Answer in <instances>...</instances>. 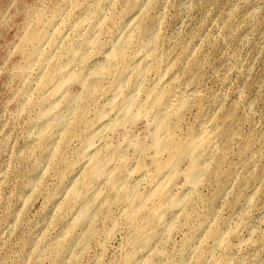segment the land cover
<instances>
[{"label":"rangeland","instance_id":"374dc122","mask_svg":"<svg viewBox=\"0 0 264 264\" xmlns=\"http://www.w3.org/2000/svg\"><path fill=\"white\" fill-rule=\"evenodd\" d=\"M100 1H102L101 4ZM161 1L158 5H154L155 18L157 19L155 22L157 46L150 56L152 61L147 62L146 69H148L136 81L139 84L136 95L143 98L145 89L156 87L154 85L156 82L155 72H152L154 59L163 54L168 58V62L173 63L176 61L181 45L189 42L191 35L196 33L199 37L195 44L196 53L199 52L200 62L206 74H204L205 78L200 87L203 91L202 95H207L211 91L217 94L220 92L219 95L222 96L225 106L232 102L240 105V108L238 107L239 115L243 114L244 110L245 112L249 110L245 115L249 118H246L248 120L244 122V116L240 131L244 132H241L242 134L252 132L256 136L255 146L262 145L261 147H263L264 0ZM130 2V0H0V264H125V260H123L125 253L127 254L133 247L134 228L124 217L123 213L127 208L124 202L116 204L113 202L110 205L111 208L108 209L102 207L101 203L99 206L98 200H92L95 202L93 204L91 202L90 209L94 213V218L97 217L96 220L94 219L95 221H92L93 224L95 222L97 229L96 233L93 231L95 235L92 236L88 230L89 227L94 226L92 223L82 227L76 226L75 222H72L76 217V210L81 204L80 201L70 204L73 208L76 206L74 210L64 201L69 195L68 188L71 182L83 170L84 161L76 163V157L85 152L84 140L87 137L90 138L96 129V126L92 125L90 129L86 130L88 124L93 121L96 111L100 112L103 105L112 103V100L116 99V96H112L114 94L110 88V81L108 78L101 81L102 90L100 87V91L88 104L84 120L72 127L79 103L76 104L77 106L75 103L67 104L65 100L59 98V95L53 94L52 97L51 93H48L49 86L38 84V79L43 71L49 69L51 65L53 67L55 61L53 59L49 61L48 67L45 62L38 64L41 59L26 64L18 50L23 39L33 33L35 38L25 43L24 49L26 51L34 49L35 53L40 52L42 55H46L44 58L57 50L64 53L72 40L81 50L79 52L85 51L79 47L80 45L78 46V41L85 39L88 31V25H84L82 20L92 21L97 10L104 18H108L105 25V28H108V33L111 32L112 37L118 38L122 30L129 25L128 22L134 17L133 14L136 13L133 11V14L131 13L130 17L125 19L118 18V15L126 9ZM53 10H56L59 15L55 20L51 19ZM37 17L39 19H36ZM57 27H60L59 32L62 38L58 37L59 40H55L52 45L49 35H53V31ZM224 27L233 29L231 31L228 28L226 31ZM100 32L94 38L100 40L99 46L92 45L96 51L90 46L89 52L86 47V52L88 51L87 60H84L86 62L81 64L80 56H76L75 61L73 60L69 65L71 70L78 72L83 65L89 67L94 63L102 62L108 54L111 37L106 34L107 31L103 30L99 35ZM224 34L228 35V38ZM89 37H93L92 33ZM101 46L105 47L101 48ZM126 54L134 56V51L127 50ZM235 56L238 62L234 61ZM61 58L62 61L66 60L63 56ZM235 62L237 66L234 67ZM135 64L134 62L131 66ZM166 64L170 65L167 62ZM149 65L151 67H148ZM71 66L78 67L72 68ZM150 68L151 70H149ZM215 70L220 73L216 75L217 71ZM225 72L231 81L223 84L219 77ZM131 75L132 73L118 78L116 83L122 84L125 78L124 88L130 87V84L126 82ZM164 76V80H169L172 72H167ZM76 85L73 84L71 87L68 85L66 91L78 92L80 88ZM47 94L50 97L46 98ZM27 96L32 98L31 101L37 98L38 103H40L39 99L46 98V103L52 102L53 106L57 108L54 109L60 113V117L68 110L71 111L69 115L73 113L68 117V125L65 124L63 128L61 127L63 130L60 128L59 132L54 133L53 140L49 139L46 142L42 137L43 132L50 128L48 122L52 116L46 114L42 116L39 113L40 110L37 109L40 104L35 100L32 103L31 101L27 103ZM112 116H114V112H109L108 117ZM189 117L187 116L181 125L191 124L193 119L191 116ZM140 120L131 127L119 126L115 132H111L110 129L109 131L103 130L102 136L94 138V140L96 139L94 145L97 144L96 146L101 148L104 141L112 144L120 143L121 135L124 133L130 135L129 139L132 142L146 143L148 141L147 126L145 120ZM237 140L240 139L237 138ZM238 144L239 141L233 145L229 152L233 161L237 157L238 146H235ZM96 146L95 148L98 149ZM128 147L127 153L130 156H136L132 157L131 162L129 161L128 168H134L136 159L140 158L143 159H139L143 168L147 170L143 169L146 171L145 173L132 172L127 183L131 186L137 182L140 186L139 191L145 192L151 188L150 184H146V182L148 183L146 174L152 173L154 170L149 159L151 150L138 157L135 153L132 154L133 150L132 152L130 150L132 146ZM162 156L160 159L165 160V154ZM260 158L253 164V172L256 170L257 177L251 178L252 181L249 179L245 188L242 187L240 190L238 188L240 174L235 173L231 177H234L232 181L230 179L217 199L213 194L216 189L213 180L209 182L210 184H198L199 187L196 186L198 190L188 193L183 189V186L181 187L183 180L180 177L174 192L177 195L188 194H186L188 200L186 201L187 208H185L187 214L184 209H168L165 212L166 221L173 224L170 228L171 231L165 230V233L159 230L157 238L151 240V247L149 245L137 249L133 262L130 264H264V154ZM226 167L224 165L223 169ZM207 184L208 186H206ZM100 186L98 187L102 188L101 191L103 190L104 194L110 195L106 192L108 191L107 185L100 184ZM190 195L191 197H188ZM237 196L239 197L237 198ZM213 200L216 201L213 202ZM179 212L182 213L179 214ZM111 213L113 215H110ZM101 214L104 217L112 216L113 218L111 217V220L108 217L103 218ZM141 214L145 216L146 212ZM184 214L185 216L190 215L188 219L187 216L183 217ZM240 214H243L241 217L243 225L240 227L239 235L234 233L227 235V241L225 240L223 244L213 242L210 237L213 230L218 227L221 231L230 233ZM113 220L116 222L114 223ZM127 223H130V226ZM158 238L160 239L157 240ZM128 240L131 241L130 244Z\"/></svg>","mask_w":264,"mask_h":264},{"label":"bare ground","instance_id":"6f19581e","mask_svg":"<svg viewBox=\"0 0 264 264\" xmlns=\"http://www.w3.org/2000/svg\"><path fill=\"white\" fill-rule=\"evenodd\" d=\"M130 1L131 2L126 7V9L118 15V18L125 19L127 17H130L131 13L133 14V11H136V13L133 14L134 17L129 20V25L125 27L124 30H122L121 35H119L118 38L114 36L112 37L111 32L108 33V28H105L108 18H104L97 10L92 21L86 19L82 20V22L85 23H83L84 25H88V31L85 39H81L78 41V46L80 45L79 47H81V49H84L85 51L79 52L80 49L77 47V44H75V41L72 40L68 47L65 49L64 53L57 50L55 51V53H51L48 57L44 58L46 55H42L40 52L35 53L34 49L31 51H26L24 49V44L35 38V35L33 33L28 34L26 38L23 39L22 45L18 50V52L22 56V59L24 60V63L26 64H31L36 62L38 59H41L38 61V64H41V62H45L46 66L48 67L49 61H51L52 59L55 61L53 67H51V65V68L49 67V69L43 71L38 79V84L46 87L49 86L50 90L48 93H51L52 97L54 95H59V98L65 100L67 104L75 103V106H77L76 104L79 103L78 108L75 107L77 109V114L72 127L78 122L80 123L84 120L88 110V104H90V102L93 100L94 95L100 91V87L102 90L101 81L105 78L109 79L111 84L110 88L112 89V94L114 95H112L111 93L110 94L114 97L116 96V99H113L112 103L109 102L110 104L107 103L108 105H103L100 112L97 113L96 111L93 121L88 124L86 130L90 129L92 125L96 126V129L94 130L93 135L90 138L87 137L84 140L85 152L79 154L76 157V163L77 161H84V165L82 166L83 170L71 182L70 187L68 188L70 190L69 195H67L68 197L64 201H66V203L69 205L72 203L75 204L76 202H78V200L80 201L81 204L79 208H77V213L75 214L76 217L72 222H75L74 225L82 227L89 223L93 224L92 221H95L97 218L96 216L94 218V213L90 209L92 200H98L99 206L101 203L102 207L108 209L111 208L110 205L113 202H115L114 204H116L117 202H124V204L127 206V208L125 206L126 209L123 213L124 217L131 223V225H133L134 228V237L132 239L133 247H131L132 251L129 250L127 254L125 253V257L123 259L125 260V264H130L133 262L137 249H141V247L145 248L149 245L151 247V240H153V238H157L156 236H158V234L160 233L159 230H162L164 232L165 230L171 231L170 228H172L173 224L171 225V223H168L166 221L167 218L165 212H167L168 209H184V212L187 214V209L185 208H187L186 201L188 199L186 196L188 194L185 193L184 195H177L174 192L177 185V180H179L180 177H182L183 180L181 187L183 186V189L188 193H192L198 190L196 189V186H198V184H210L209 182L213 180L216 186L215 192L213 194L217 199L218 195L226 188L227 183L230 181V179L232 181L234 177H231L235 173L240 174L238 179V188H240V190L245 186L249 179V181H252L251 178L256 176V170L255 172H253V164L254 162H257L259 159H261L260 157L264 154V146H255L254 142L256 141V136L252 132H245V134H242L244 132L240 131V126L243 125L242 122L244 120V116L249 110H247L246 112L244 110V113L239 115L240 113H238V109L240 108V105L238 106L236 102H232L230 103V105L225 106L222 102V96L219 95L220 92L217 94L214 91H211L207 95H202L203 93L201 92L203 91H201L200 87L202 86L203 79L205 78V71L203 65H201L200 62L201 60L198 54L199 52L196 53L197 48H195V44L197 42V38H199L196 33L191 35L189 42L181 45L180 52H178L179 54L177 53L178 55L176 61H174L173 63L168 62V58L163 54H160L159 57L154 59L152 72H155L154 74L156 76V82L154 81V85H156V87L145 89V91L143 92V98H140V96L138 97L136 95L137 88L139 87V84L136 83V81L137 79H140L142 73L148 69H146L147 62L152 59L150 58V56H152L151 54L155 51L157 46V30L155 29V22L157 21V19L155 18L154 11L155 6L158 5L161 0ZM101 2L102 1H100V4ZM58 17V12L56 10H53L51 12V19L55 20ZM36 19H39V17H37ZM230 27H232V25ZM225 28L226 31H228L229 27H224V30ZM59 29L60 27L55 28V30L53 31L54 34L49 35L52 39V45L54 44L55 40L58 39V37L59 39L62 38V36H60L61 33L59 32ZM102 29L104 30V32L107 31L106 34L111 37L108 54L104 57L102 62L94 63L89 67H84L83 65L78 72H75L73 69L71 70L69 68V65L74 59H76V56H80V63L84 64L86 62L84 61L87 57L86 55L88 54V51L90 52L91 50H89L90 46H99L100 40L94 38L96 37V34H98ZM229 29L232 31L233 28ZM97 31L99 32L96 33ZM101 32L99 35L102 34ZM230 32L229 34H232ZM91 33L93 36L92 38L89 37ZM227 36L225 35V37ZM86 47H88L87 52ZM92 47L94 48V46ZM104 47L101 46V48ZM127 50H133L134 56L127 55ZM62 56L65 57L66 60L62 61ZM190 56H192L191 59ZM236 56L235 60L233 59L234 61H236L237 59ZM170 61L172 60L170 59ZM134 62L136 64L134 66H131ZM166 62L170 65L166 64ZM236 62L235 64H233L234 67L235 65L237 66ZM71 67L76 68L78 66ZM148 67L151 66L149 65ZM234 67L233 70H235ZM149 70H151V68ZM167 72H172V76L169 80H164L163 76ZM131 73L132 75L129 76L126 82L130 84V87H127L125 84L126 88H124V82L126 80L125 78L122 84L116 83L118 78L124 77L125 75H129ZM219 73L220 72L217 71L216 75ZM221 76L219 78L220 80L222 79L223 84L229 81V77L227 76L226 72ZM70 84H77L80 90L78 92L75 91L76 93L67 92L66 87L68 85L69 87H71L72 85L70 86ZM45 96L46 98L47 96L50 97L49 94ZM31 97L33 96L31 95ZM31 99L32 98H30V96H27L26 102H30ZM45 99H39L40 103H38V101H36V98L33 99L31 103L35 100L38 104H40L38 105L39 108L37 109L40 110L39 113H41L42 116H44L45 114L52 116L51 120H49L48 122L50 128L47 131L43 132L42 135V137L47 142L49 141V139L51 141L53 135L55 136L56 134L55 132H57L61 127L63 128V126L67 124L68 117H70L73 113L69 115V112L71 111L68 110L60 117V113L55 110L57 108L53 106L52 102L46 103ZM69 106L71 107V105ZM69 106L68 108L70 109ZM192 111H194V113H192ZM109 112H114V116L109 118ZM187 116L188 118H190L189 116L192 117V123H189V125L187 126L181 125L182 122L185 121V118ZM246 118H249V116H245L244 122L248 120ZM140 119L145 120L147 126V128H145L146 130H148V141L146 143L141 141L132 142L129 139L130 135L124 133L122 135L120 134L122 138L120 140V143L118 142L117 144H112L111 142L108 143L104 141L103 146L101 148L99 146L100 149L96 146L97 144L94 145V141L96 140H94V138L99 137V135H101V132H104L103 130L109 131L110 129L112 130L111 132H115L117 128L119 129V126L131 127L135 125ZM62 128L61 130H63ZM237 138H239L240 140H237ZM238 141L239 144L235 146H238L236 155L237 157L236 160L233 161L230 158L231 156L229 152L231 151L233 145L236 142L238 143ZM95 146L98 149H96ZM128 146H132L133 149H130L131 152L133 150L132 154L135 153L136 155H138V157L140 155L146 154L148 150H151V156L149 157V159L154 166V170L152 171V173L146 174L148 176V183L146 182V184H150L149 186L151 188L145 192L139 191L140 186L137 184V182L135 184H132L131 186H129L130 184L127 183V179L132 172H146L143 171V169L145 170L146 168H143V165L140 161L143 159L140 158L136 159V164L134 165L135 167L133 166L134 168H128L130 164L129 161L133 156H135H130L127 153L126 149ZM163 154H165L166 156L165 160L160 159ZM224 165L227 166L225 169H223ZM100 184H105L108 186V191L106 192L110 195L104 194L103 190V192L101 191L102 188L100 189L98 187L100 186ZM208 184L206 186H208ZM66 193L68 194V192ZM188 197H191V195ZM238 197L239 196H237V198ZM214 201L216 200H213V202ZM94 202H92V204ZM77 205L79 204L77 203ZM72 208L73 207H71V209ZM110 212L112 211L110 210ZM142 212H146L145 216L141 214ZM181 213L182 212H179V214ZM107 215H109V213H107ZM110 215L113 214L111 213ZM240 215H238L239 217L237 216L238 218L235 221L236 224L234 226V229H230V233L227 232V234L225 233V231H221L218 227H216L213 232L211 231L212 233L210 234V237L213 239L212 241L223 244L225 240L227 241V235L229 236V234L231 235V233L239 235L240 227H242L241 225H243V219L241 218L243 214ZM184 216L185 214L183 215V217ZM107 217L109 218V216H103V218ZM111 217L109 218L110 220ZM170 221L172 222V220ZM93 225L94 226H91L88 229L90 231L89 234L92 233V236L95 235V230H97L95 228V222ZM70 227H72L71 224ZM93 231H95L94 234ZM159 239L160 238H158L157 240ZM128 241V243L130 244L131 241ZM156 245L157 243L155 242V246Z\"/></svg>","mask_w":264,"mask_h":264}]
</instances>
